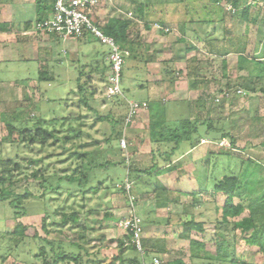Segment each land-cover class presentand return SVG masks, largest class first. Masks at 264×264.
<instances>
[{
	"label": "rangeland",
	"instance_id": "obj_1",
	"mask_svg": "<svg viewBox=\"0 0 264 264\" xmlns=\"http://www.w3.org/2000/svg\"><path fill=\"white\" fill-rule=\"evenodd\" d=\"M179 1L180 0H133L132 2H120L118 4L107 2L108 4H103V6H101L100 3L98 16L104 14L106 17L101 21L110 17L125 19L119 11L132 13V20L127 19L126 21H133L138 27H133L130 36L139 37L140 31H146L145 25L143 24H156L161 27V30L157 29L155 26L151 27L152 30L149 33L144 31L142 44L135 45V48H133L136 52V59L133 58L130 61L127 53V68L124 67L125 73L122 81V97L107 99L104 95V86L98 85L93 91V101H89L92 110L88 111L79 104L80 94L76 88L77 86H74L75 80L71 79L69 74L65 73V70H63L61 76L54 81L40 83L38 85L39 92L35 90L37 88L31 86V89L28 88V91L24 88L22 92L11 91L10 93H6L5 89H3V92L1 91L0 93V118L3 114H10L12 112L11 109L19 108L24 112L23 119L26 117L28 118L29 123H27V126L31 127V125L40 119L46 120L47 123L44 124V128L49 131H55L56 136L60 139V141L53 146H45L44 150L40 149V145H35L30 151L24 144L17 141V135L11 137V139L7 137L8 135L3 122L0 121V142L5 137H7L6 141L10 139L8 143L5 142V144L2 143L0 145L1 156L4 159H14V157H17L16 160L21 163L23 169L26 167L29 159L37 162L35 167L31 166L29 170L23 171L22 176H18L20 182H18L13 189L14 193L24 194V190L28 189L30 193L36 197L41 195L42 190L39 187L40 180H31V178H28V181H26L23 178L30 172L32 173L35 169H43L42 172L45 177L54 173H57L59 177H63L64 175H72L74 170H79L82 167L88 171L91 187H95L97 186L98 180H93L94 171L92 172L93 169L91 168L94 164L101 163L104 165V161L107 163L109 162V167L100 173L103 184L99 186L95 194L92 192L93 190L90 191L91 188L89 189L91 193L86 192L85 194L77 190L78 188L71 191L65 181L61 183V188L59 190H49L47 192L46 196L50 198L48 202L49 205L47 204L49 211L52 212L60 208L66 213H71V210L79 213V222L77 225H74L72 231L62 229L65 234H60L61 239H63V236H66L69 240H73L74 238L79 239V242L88 240L91 245L90 250L93 249L92 245L96 247H115L118 242V236H115L118 224L112 219H107L105 215L109 214V216L115 218H119L122 214L124 215V209L127 203L123 201L116 186L124 183L127 178L125 169L127 165L126 160L129 159L128 165L136 169H147L153 165V162L150 161V154L153 152L156 153V150L159 152L165 151L164 147H149L147 142V128H143L145 124L143 116L139 118L140 124L131 129L130 126L125 128L124 119L123 132H126L127 142L125 150H122L115 141H109L105 144L106 138H109L115 130L121 129L119 119L127 117V102H138L147 98L145 92L139 93L133 91L134 87L129 80V70L134 67H139L140 54L144 55V46L148 43L147 41L152 39L151 37L156 40L154 44H149L151 50L155 49L154 56L157 60L155 71L157 72V70L163 69L164 66L162 64H167L168 61H170L168 66L166 65L169 72L167 78L170 79L171 77L173 81L176 80L173 84L165 82V94H160V98L167 100L165 105L169 111H175V115H171L172 120L175 119L176 113H178V118L185 119L188 115V119L194 118V105H198L196 102L201 99V103L199 104L201 119H211L217 128L220 126L221 128L224 127L232 136H236L233 152L234 158L219 156L218 152L220 149L210 144L207 139L201 140L200 145L192 150H188L186 143H182L179 146V152L170 159L171 167L175 168L172 170L173 172L171 171L166 176H158V178L155 179V183L161 184L165 188L166 186L171 187L170 191H180L188 194L186 196H179L178 199L180 204H170L165 209L157 210L158 213L160 212V216L164 213V215L168 217L166 219L170 221L167 226L162 227L164 229L157 226L151 227L150 223L145 222L144 224L145 231L143 239L148 238L152 239V241H158L159 245L164 243L167 253L162 256L156 255L161 261V264H166L169 260L172 261L177 259H180L184 264L191 263L189 257V241L180 237L182 229L179 225L183 221H188L189 218H193L195 221L203 224V232L200 234L196 231H192L191 237L207 244L213 243L216 232V221H221V213L216 210V206L222 207L225 201L223 194L213 195L212 193L214 189V179L215 177L218 179L220 170L225 172L226 175L232 172L234 175L238 176L244 167L241 161L247 160H252L264 168V93L259 91L262 85H257L255 87L256 92L254 93L241 90V93L237 92L234 94L235 96H232V90L237 88L236 85L238 86L243 82L241 78H246V71L240 72L237 70L235 56L221 57L209 54L210 48L208 47V39L210 37L207 39L206 35L216 36V38H221L223 35L221 29H219L220 33L218 31H215L214 34L212 32L209 33L210 30L213 31L214 28H216L214 23H207L206 25L208 28H205V31L199 32L200 28L203 29L204 26L202 21L208 20L211 17V13L208 11L214 10L215 7L210 0H185L183 4L179 3ZM225 1L226 0L221 1L220 7L224 10L226 16L224 23L226 32L224 33L225 38L222 37V40L218 41V46L220 48L224 46L230 47L231 51L245 47V55L247 57H257L261 54L264 56V45L261 46V50L260 46H257L258 43L256 39L253 37L251 40L250 33L247 34L246 31L245 21L238 18L236 21L235 18L230 17L232 16L229 14L231 12L226 8L230 5H226ZM173 2L176 4L174 5ZM142 5L143 12H140L138 9ZM174 8L177 9V12H173L172 9ZM256 13H260L259 8H252L249 18ZM260 15L262 14L260 13ZM160 22H162L163 25ZM183 23L192 24V29L184 30L182 26ZM261 25L260 22L258 26ZM249 28L254 33L253 26ZM167 29L171 30L168 31ZM181 37H184V42L179 41ZM90 43L98 49L104 47L92 40ZM135 43L138 44V41ZM213 43L215 44V42ZM248 44H251V47ZM255 46L257 50L254 51ZM191 47L195 48V51L186 53L184 48ZM191 56L197 59V65L194 64V62L184 65V60H187ZM223 60H226L228 65L225 71L226 77L221 76L223 73ZM128 63L132 66H129L130 64L128 65ZM181 65L184 66L181 68ZM194 65L200 69L198 74H201L206 81H209L207 90L202 88L193 89L196 87H192V85L198 80L194 78V76L189 77L188 74L192 73ZM69 68L70 67H67V69ZM55 69L58 68L55 67ZM61 70L60 68V71ZM74 70L76 69L72 67V72H74ZM130 73L141 76L136 69L133 70V72L130 71ZM27 74H29L30 78H37V69H35L34 65H29L24 70L21 68H13L10 73L0 74V82L4 80L15 81L20 78H29L26 77ZM162 76L164 77V74ZM143 78H146V76L143 75ZM228 83L232 89L225 92L228 97L224 100L222 94L219 95L217 91L220 89L224 92ZM24 86L26 87L27 85L25 84ZM4 87H6L5 84L1 86V88ZM85 87L84 89L86 90ZM176 88L177 92L175 91ZM85 90H83V92ZM171 100L179 102L181 100H188L190 106L187 105L190 109L183 103H176L173 105ZM203 101L204 103H202ZM192 106L193 108H191ZM81 115L84 118L77 120V116ZM97 115H101L107 119L104 121H97ZM224 123H226L225 126L223 125ZM132 124L133 120L130 125ZM79 130L82 134L78 138H74L69 143H66L64 146L70 148L72 152L79 153L89 151V149L95 150L89 160H77L74 156H70V152H64L61 147L64 136L71 137ZM204 130V127H201L200 133L203 137L208 138L205 136ZM128 138L132 139V141L137 139L139 142H136L135 145L129 144ZM94 142H96V144H94L93 147L80 148L81 145L93 144ZM49 143H53V141L51 140ZM218 144L228 149L230 140L227 138L219 141ZM16 145H20L21 147L19 152H16ZM186 151L189 152L187 153ZM158 160L160 161H158L159 163L162 162L161 167L166 166L167 163L164 162L162 157L158 156ZM116 163H123V166L114 167ZM253 177L256 187L264 190V173L260 175L255 172ZM110 179L111 181H109ZM140 182V180H136L132 184V192L135 197H137L138 194L141 195L144 193V191L139 188V184L142 185V188H145L146 179ZM257 184H259V186H257ZM192 193H194V196ZM70 194L72 195L70 196ZM252 195L254 196V194ZM159 197L155 199L157 200ZM192 198L195 199L194 203H198L197 205H192ZM139 201V203L137 201V205L140 203L141 205L137 206V208L141 207L143 211L152 210L154 203L156 209V201L151 197V194H143ZM27 202L26 208L28 210V216L21 219L20 222L29 227V234L35 230L44 237L45 234L41 228L43 213L34 211V207L38 205L36 203V198H29ZM235 203H237V201ZM87 212H89L88 215H86ZM188 213H190V215ZM246 216L247 212H244L234 219H228V221L229 223H233ZM155 218L157 217L154 216V219ZM14 224L13 210L10 208L7 201L1 200L0 235L5 232H11ZM68 226L70 225L68 224ZM81 226L92 227L93 231L96 232L92 233V231H85V238L81 239V234L76 232ZM48 229H50V231L55 230L51 226H48ZM221 230L230 240L235 239L234 250L239 259L252 264L264 263L258 249L246 245L240 232L233 230L232 224L226 227L223 226ZM154 231H156V233ZM159 241H163V243ZM64 248L65 250L74 251L73 248L69 249L65 246ZM8 249H13V251L10 252ZM95 249L93 251H95ZM207 250L213 252L214 248L208 245ZM106 253L108 254L110 251ZM101 255L103 254H100V256ZM122 255L125 260L133 259L131 251L127 250V248L124 249ZM4 257L5 261H2ZM0 258L1 264H31V262H33L31 246L29 244L22 245L14 242L10 243L7 240L0 241ZM104 263H107V261ZM115 264L119 263L116 262Z\"/></svg>",
	"mask_w": 264,
	"mask_h": 264
},
{
	"label": "trees",
	"instance_id": "obj_2",
	"mask_svg": "<svg viewBox=\"0 0 264 264\" xmlns=\"http://www.w3.org/2000/svg\"><path fill=\"white\" fill-rule=\"evenodd\" d=\"M221 1L222 0H210L215 8L212 11H208L209 13H211L210 19L204 20L202 22L205 26H207V23H214L216 28H214L212 33L214 34L215 31H218L220 33L219 29H221L223 34L221 35L223 38H225L224 33L226 32V30L224 29V23L226 16L224 10L220 7ZM260 1L261 0H226L225 4L230 5L235 11L234 13H229L232 15L230 16L231 18H235L236 21L237 18L245 21L247 32H250L251 30L249 27L253 26L254 35L258 43L257 46H260L262 50L261 46L264 45V6L260 7ZM256 7L259 8V12L262 15H260V13H256L249 18L250 10ZM40 9H43L41 5L39 6L37 12V18L39 21H42ZM260 22L262 25L258 26ZM130 26L131 22L129 21L110 20L100 28L104 34L112 37L124 50L126 48H131L129 42ZM231 28L233 29L232 26ZM206 36L207 39L210 37L208 39V47L210 48L209 54L221 57H227L230 56V54H234L237 58L235 64L237 70L240 72L246 71L247 73L246 78H241L243 82L238 86L236 85L237 88L232 90V96H235L234 94L241 90L254 93L256 92L255 87L257 85H262L259 88V91L264 93V56L262 54L257 57H247L245 55V47L233 51L230 50V47L224 46L220 48L218 46V41L222 40V37L216 38V36H209V34H207ZM135 38H137V36H135ZM213 42H215V44ZM227 66V61L223 60V73L221 75L222 77H226L225 71ZM198 71L199 69H193L192 73H189L188 76H194L197 79L199 78L200 82L196 84L194 83L192 87L203 88L205 78L200 77V75H198ZM84 86L85 84H78V93L80 94L79 104H81L86 108V110L89 111L92 110L89 101H93L94 90L83 92ZM226 86L227 88L226 90H224V92L220 89V91H217L219 92V95L222 94L224 100L226 97H228L225 92H228L232 89L229 83ZM196 103H198V105H194L195 116L192 119H182L178 121L166 122V120L164 119V113L158 110L154 114L150 115V142L157 144L159 148L160 146H163L165 148V151L163 152H159L156 150V153L153 152L152 154L154 156L155 154H157L158 156L162 157L164 159V162L167 163L166 167L161 168V166H159V163L157 162H153V165L147 169H136L133 166L128 167L127 179L131 184H133V182H135L136 180H140L142 182L144 181V179H146L145 188H142V185L140 184L139 188H141V190H143L147 194H151V197L156 201V209H165L170 204L178 205L179 196L183 194L188 195L180 191H175V193L169 191L163 185L155 183V179L159 175L169 173L174 169L171 167L170 159L173 158V156L177 152H179L178 149L180 148L179 146L182 143H186L188 150L193 149L200 144V141L203 137V135L200 133L201 127H204V134L210 140L222 141L228 138L230 140V146L228 149H225L226 147L217 146L214 143L212 144L220 149L218 152L219 156L234 158L233 152L236 136H232L230 132H228L224 127L221 128L220 126L219 128H217L213 124L211 119H201L199 113V104L201 103V99H199ZM202 103H204V101ZM11 110L12 112L10 114H3L0 118V121L3 122L4 128L6 129L8 135L7 137H10V139L11 137L17 135V141L24 144V146L27 147L30 151L35 145H40V149L44 150L45 146H53L58 141H60V139H58V137L56 136L55 131H49L44 128V124L47 123L46 120L40 119L36 123L31 125V127H29L27 126V123H29L28 118L26 117L23 119V110L19 108H13ZM83 118L84 117L82 115L77 116V120ZM106 119V117L97 115V121H104ZM124 119L125 118L119 119L121 129L115 130L109 138H106L105 144H107L109 141H115L119 145V140L123 135ZM225 124L226 123H224L223 125L225 126ZM81 134L82 133L79 130L75 135L71 137L64 136L61 147L64 152H70V156H74L77 160H89L95 150L89 149V151L79 153L72 152L70 151V148H66L64 146L74 138H78ZM7 137L2 139L0 145L2 143L5 144V142L8 143L10 141V139L6 141ZM51 140L53 141V143H49ZM94 144H96V142H94L93 144L89 143L81 145L80 148L93 147ZM20 148V145H16V152H19ZM154 156L152 157L155 158ZM16 158L17 157H14V159H4L0 154V201L3 200L8 202L10 208L13 210V221L15 222L11 232H5L0 235V241L7 240L10 243L14 242L22 245L29 244L31 246L33 259V262H31V264H115L116 262L124 264V256L122 255V253H124L123 243H120L117 246L116 250L118 251V253L113 249L110 254H107V248L105 246L97 248L96 246L92 245L93 249L90 250L91 245L88 240L79 242V239L74 238L73 240H69L66 236H63V239H61L60 234H65L62 229H68L72 231L74 229V225H77V223L79 222V213L74 210H71V213H66L60 208L51 212L49 211V207L47 206V204L49 205L48 202L50 201V198L46 196L47 192L49 190H59L63 181L67 183V186H69L71 191H73L75 188H78L77 190L82 192V194H85L86 192H90L92 190V192L95 194L98 191L99 186L103 184L100 173L101 171L109 167V162L107 163L106 161H104V165H102L101 163H97L94 164V166L91 168L93 169L92 172L94 171L93 180H98L97 186L95 187H91L88 178V171L83 169L82 167L79 170H74V173L72 175H64L63 177H59L57 173L45 177L42 172L43 169H35L32 171V173L30 172L23 178L26 181H28V178H31V180H40L39 187L42 191L41 195L39 197H36L32 193H30L28 189L24 190V194L14 193L13 189L15 188L16 184L20 182L18 176H22L23 171L29 170L31 166L35 167L37 165L36 161L29 159L26 167L23 169V166L16 160ZM156 160L157 158H155L154 161ZM241 164L244 167L242 172L238 176L234 175L231 172L228 175L219 177L218 179H214V189L212 193L213 195L220 193L223 194V196L225 197V201L222 207L216 206V210L220 211L221 213V221H216V232L212 244H207L205 242L195 240L191 237L192 231H196L200 234L203 232V224L201 222H197L193 218H190L188 221H183L181 222V224H179L182 229L180 237L189 241V257L191 261L190 264H252L245 260L239 259L236 256L234 250L235 239L230 240L222 232L221 228L223 226L226 227L229 224H232V228L234 231L237 230L240 232V234L242 235V239L246 245L256 247L258 249V252L261 254L264 260V190L256 187L253 177L255 172L260 175L264 173V168H262L258 163L252 160L241 161ZM118 166H123V163H116V165L114 164V167ZM111 179L109 181H111ZM257 186H259V184H257ZM118 193L121 195L123 201L127 199V195L125 191H123V189H118ZM252 194H254V196ZM71 195L72 194H70V196ZM192 195L194 196V193H192ZM157 197L159 198L156 200L155 198ZM29 198H36V203L38 205L34 207V211L43 213V218L41 219V228L45 234L44 237H42L35 230H33L31 234H29V227L23 225V223L20 222L21 219L28 216L26 205ZM193 198L192 205H197L198 203H194L195 199ZM236 201L237 203H235ZM244 212H247L246 217H242L239 221L229 223L228 219H234ZM88 214L89 212L86 213V215ZM105 217L107 219L111 218L109 214H106ZM168 223L169 219H166L165 224ZM68 224L70 226H68ZM48 226H51L55 230L50 231V229H48ZM142 226L144 230L143 223ZM85 231H93V228L88 226H81V228L76 232H79V234H81L80 238L84 239ZM143 242V244L149 249V251L151 250L160 256L167 253L163 241H159L163 243H160L161 245H159L158 241H152V239H145L143 240ZM208 245L214 248L213 252L207 250ZM64 246L69 249L73 248L74 251L72 252L70 250H65ZM95 248L97 249L94 253L92 251ZM8 250L10 252L13 251V249ZM100 254L103 255L100 256ZM135 260L136 259H131L129 260V263H133L135 262ZM2 261H5V257L2 258ZM105 261H107V263H104ZM166 264L184 263L180 259H177L172 261L169 260L166 262Z\"/></svg>",
	"mask_w": 264,
	"mask_h": 264
},
{
	"label": "crops",
	"instance_id": "obj_3",
	"mask_svg": "<svg viewBox=\"0 0 264 264\" xmlns=\"http://www.w3.org/2000/svg\"><path fill=\"white\" fill-rule=\"evenodd\" d=\"M132 1L133 0H100L97 8L90 11L93 23L101 30L100 27L105 25V23H108L110 20H119V21H126L127 19L132 20V13H130V12L125 13V12L119 11L125 17V19H121L120 17L119 18L118 17H110L104 21H101V20H103V18H106L105 15L102 14L103 17L101 15L98 16V11H100V9H99L100 3H101V6H103V4L105 5V4H108L109 2L110 3L114 2V3L118 4L120 2L128 3V2H132ZM184 2H185V0L179 1V3H182V4ZM173 3H174V5L176 4L175 2H173ZM53 4H54V0H0V74L3 75L5 73H10L11 69H13V68H16V69L21 68L22 70H24L29 65H31V66L34 65L35 69H37V78H30L29 74H27L28 76L26 75V77H29V78H23V79L20 78V79L15 80V81L14 80L13 81H11V80L1 81L0 82V93H1V91L3 92V89H5L6 93H10L11 91L22 92L24 90V88H25V90L28 91V88L31 89V86H33L34 88H37L35 90L37 92H39L38 85L40 83H43L45 81L46 82L54 81L55 79L59 78V76H61V73L63 70H65L66 74H69V77L71 79L75 80L74 86H77L76 87L77 89H78L79 83L83 84V85L85 84L86 87L85 86L84 87L86 88V90L83 87V89L85 91L94 90L98 87V85L104 86V84L106 83L107 76L109 73V67H110L109 62L107 60L108 48L106 46L102 45L97 39H94L89 35H85L84 37H82L80 39L62 40L53 34H42L39 32H35L34 24L36 22H40L37 18V12H38L39 6L41 5V7L43 8V9H40L41 16H42L41 20L43 21V20H48L52 17ZM138 10L140 12H143L142 11L143 5L140 6ZM172 10H173V12H177V9H175V8ZM129 14H130V16H128ZM129 22H131V26L129 28L130 29L129 34H132L133 27H138V25L137 24L135 25L133 23V21H129ZM160 23H162V22H160ZM143 25H145V29H146V31L145 30L144 31L149 33L152 30L151 27H154L156 24H143ZM162 25H163V23H162ZM182 26H183L184 30H186V29L191 30L192 29V24L183 23ZM205 28H208V26L206 27L204 25L203 29L200 28L199 32L205 31L206 30ZM167 30L170 31L171 29H167ZM144 31L143 30L140 31L139 37H137V38L133 37V35H131L129 37V42H130L131 48L130 49L126 48V49H124V51L126 53V57H127V53H128L130 61L133 58H135V59L137 58L135 55L136 52L133 48H135L134 47L135 45L142 44V42H143L142 40L144 38L143 37ZM211 32H213V31L210 30L209 33H211ZM161 33H163V32H161ZM249 33H250L251 40L253 37L255 38V35L252 31L247 32V34H249ZM151 38L152 39L147 41L148 43H146L144 46L145 47L144 55L140 54L139 67H134L131 69L129 68L130 69L129 70V75H130L129 80L131 81V85L134 87L133 91L134 92L137 91L139 93L145 92L147 98L138 101L139 103H141L142 108L137 113V115L132 119L133 124L130 125V123H129L128 125H126L125 128H128L130 126V129H131V128L138 126L140 124L139 118L141 116H143L144 117L143 121H145L143 128H147V132H148V139H147L148 145H149V147H158L157 144L150 142V138H149L150 115L154 114L158 110V111L164 113V119L166 120V122L167 121L168 122L178 121V120H182V118H178V113H176L175 119L172 120L171 115H175V111H172V110L169 111V109L165 105L167 100L164 98H160L161 97L160 94H162V95L165 94L164 93V89L166 88L164 85L165 82H167L169 84H173V82H176V80L173 81V79L171 77H170V79L167 78V76L169 75V72L167 70L168 69L167 66H168L170 61H168L167 64H165V63L162 64L164 66L163 69H159V70H157V72L155 71L156 70L155 64H157V60L154 56L155 55V52H154L155 49L151 50L149 44H154L156 40L153 37H151ZM91 40L98 42L100 45L104 46V47H101L103 50L98 49L93 44H91L90 43ZM134 41L135 42L138 41V44L135 43ZM179 41L184 42L185 41L184 37H181L179 39ZM132 45H133V47H132ZM248 45L251 47V44H248ZM184 50L186 53H190L192 51H195V48H192V47L191 48H184ZM255 50H257L256 46L254 47V51ZM151 52H154V53H151ZM230 56H235V55H230ZM235 58H236V56H235ZM127 59L128 58L125 59V68H127V62H126ZM236 60H237V58H236ZM190 61H193L194 64L197 65L198 61L194 56L193 57L191 56L187 60L185 59L184 65L187 63H193ZM130 63H128V65ZM235 64H236V62H235ZM184 65H181V68ZM196 65H194V70L199 69ZM129 66H132V65L130 64ZM55 67H57L58 69H55ZM67 67H70V68L67 69ZM72 67L76 69V70H74V72H72ZM60 68L62 69L61 71H60ZM135 69H136V71L137 70L139 71V73L141 74L142 77L138 74L130 73V71L133 72V70H135ZM199 71H200V69H199ZM124 73H125V69L123 71V77H124ZM163 74H164V77L162 76ZM143 75L146 76V78H143ZM198 75H200V77H202L201 74H198ZM123 77H122V81H123ZM197 80L198 81H196L195 84L200 82L199 78ZM6 83H8V84H6ZM3 84H5L6 87L1 88V86ZM25 84L28 87L27 86L25 87L24 86ZM207 84H209V81H206V79H205V82L203 83L202 89L207 90V88H208ZM35 85H36V87H35ZM171 89H172V87H171ZM193 89H199V87H196ZM72 91H75V90H72ZM175 91L177 92V88ZM171 101H172L173 105H175L176 103L177 104L183 103V104L189 105L188 100H183V101L181 100L180 102L179 101H173V100H171ZM188 105H187V108L190 109L189 108L190 105L189 106ZM191 108H193V106ZM189 114H190V112H189ZM188 118H189V115L185 119H188ZM125 133L123 132L122 137L124 136L126 139ZM203 139H207V141L210 144L214 143L215 145L218 144V142H219V141H212L211 142L210 139L205 138V137H202L201 140H203ZM136 142H139V141H137V139H134L132 141V139L128 138L129 144L135 145ZM217 146L224 147L220 144H218ZM190 150H192V149H190ZM186 152L188 153L189 151H186ZM150 155H151V158H150L151 162H157V163L160 162L158 160L157 154H155V156H154L151 153ZM152 156L157 158V160L154 161L155 158H153ZM225 159H227V158H225ZM128 163H129V159H128V161L126 160V164H127L125 167L126 176H128V167H130V165H128ZM161 165H162V162L159 163V166H161ZM166 175H168V173L161 174L159 176H166ZM221 175L225 176L226 173L222 172L220 170L219 176L217 175L218 178L221 177ZM125 180H128V179L126 178ZM194 181H196V180H194ZM170 188L171 187L166 186V189L169 191H170ZM143 194L145 195L147 193L144 192ZM143 194H141V195L136 194L137 197H136V203H135V205H136L135 206V212L141 218L143 225L146 222V223H150L151 227L157 226V227L162 228L164 226H167L168 224H165L166 219H164V218H166V216L164 215V213L161 214V216H160V214H159L160 212L158 213V211H157L158 209H155V203H154L152 210L143 211V210H141V207L137 208V206L141 205V203L137 205V201H138V203L140 202L139 200L143 196ZM149 194L150 193H148L147 195H149ZM183 196H186V195L183 194ZM125 201H126L127 205L125 206V209H124V215L122 214V216H120L119 218H115V217L109 218V219L114 220L115 223L118 224V228L116 229V233H115L116 234L115 236H118L117 237L118 242H117L115 247H107V246H105V247L107 248V251L108 252L110 251V253H111V251L113 249L115 251H117L116 250L117 246L120 243L121 244L123 243V248L124 249L127 248V250H130L131 255L133 256L132 258L136 259L135 262H133V263L132 262L129 263L130 262L129 260L124 259V261H125L124 264H134V263L139 261L140 256L136 253V251L132 247L125 245V239H126L125 235L126 234L120 226V222L123 220L124 217H126L128 215L129 206H128L127 199ZM178 204H180V201ZM188 214L190 215V213H188ZM154 216L157 218L154 219ZM157 227H155V228H157ZM94 232H96V231H92V233H94ZM154 232L156 233V231H154ZM143 240H145V239H143ZM99 247H103V246H99ZM99 247H97V248H99ZM144 248H145L144 260L151 261L154 258H158L157 257L158 254H156V253L154 254V252L151 250L149 251V249L145 245H144ZM96 249H95V251H93L94 253L96 252Z\"/></svg>",
	"mask_w": 264,
	"mask_h": 264
},
{
	"label": "built area",
	"instance_id": "obj_4",
	"mask_svg": "<svg viewBox=\"0 0 264 264\" xmlns=\"http://www.w3.org/2000/svg\"><path fill=\"white\" fill-rule=\"evenodd\" d=\"M99 2L100 0H54L52 17L48 20L36 22L34 30L42 34L56 35L62 40L80 39L85 35H89L106 46L108 48L107 60L110 67L104 84V95L107 99L118 98L123 96L122 77L126 53L112 37L103 34L93 23L90 11L97 8ZM262 6H264V0L260 1V7ZM226 8L231 13L235 12L231 6ZM155 27L161 30L159 25H155ZM238 93H241V91H238ZM141 108L142 105L139 102H127L128 114L125 118V125L132 122V119ZM126 144V139L123 136L119 141V146L122 150H125ZM116 187L123 189L127 195L128 215L120 222V226L126 234L125 245L132 247L140 256L139 261L134 264H161L158 258L151 261L144 260V230L142 220L135 212L136 197L132 192V184L125 180L124 183Z\"/></svg>",
	"mask_w": 264,
	"mask_h": 264
}]
</instances>
